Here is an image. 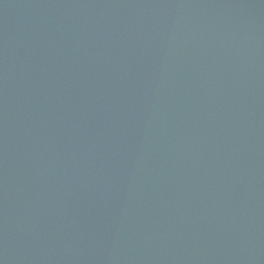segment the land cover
Returning <instances> with one entry per match:
<instances>
[{"label": "water", "instance_id": "water-1", "mask_svg": "<svg viewBox=\"0 0 264 264\" xmlns=\"http://www.w3.org/2000/svg\"><path fill=\"white\" fill-rule=\"evenodd\" d=\"M0 264H264V0H0Z\"/></svg>", "mask_w": 264, "mask_h": 264}]
</instances>
